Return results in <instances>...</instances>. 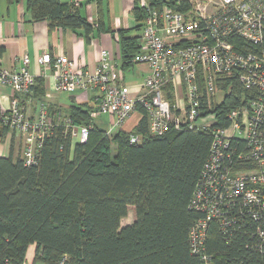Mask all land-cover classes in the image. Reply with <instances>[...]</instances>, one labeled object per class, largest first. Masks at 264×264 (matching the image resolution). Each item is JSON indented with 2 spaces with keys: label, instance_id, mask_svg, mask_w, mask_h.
<instances>
[{
  "label": "built area",
  "instance_id": "1",
  "mask_svg": "<svg viewBox=\"0 0 264 264\" xmlns=\"http://www.w3.org/2000/svg\"><path fill=\"white\" fill-rule=\"evenodd\" d=\"M186 1L189 8L180 12L139 0L140 51L133 62L148 71L134 93L106 50L94 69L79 68L64 55L52 58L45 52L37 58L41 77L53 71L55 91L94 94L86 125L75 124L60 110L50 116L45 105L32 115L30 103L21 99L29 98L36 83L29 57L22 56L17 69L0 64V130L21 141L24 167L38 164L43 144L56 127L69 134L71 146L83 144L101 116L109 119V137L141 113L152 137L169 131L207 132L209 152L191 204L206 217L189 231L191 252L202 264H212L205 242L208 224L215 221L224 234L228 227L249 224L255 250L264 254V56L258 50L264 44V0ZM231 77L240 99L218 117L216 110L232 86L221 85ZM179 92L180 100L174 101ZM141 141V136L129 135L130 144ZM67 260L64 255L58 264Z\"/></svg>",
  "mask_w": 264,
  "mask_h": 264
},
{
  "label": "trees",
  "instance_id": "2",
  "mask_svg": "<svg viewBox=\"0 0 264 264\" xmlns=\"http://www.w3.org/2000/svg\"><path fill=\"white\" fill-rule=\"evenodd\" d=\"M148 1L180 12L189 8L186 0ZM135 5L132 30L139 32L143 13ZM26 8L33 22H47L49 30L82 29L89 41L95 28L73 3L26 0ZM101 26L99 20L97 29L104 30ZM127 32L116 31L123 72L140 51L139 37ZM258 50L264 56V44ZM229 82L231 93L217 108L218 117L240 99L234 77L221 88ZM88 109L72 106L67 115L86 125ZM139 117L131 132L111 137L94 124L87 141L73 146L58 126L45 140L35 167H24L13 157L12 138L8 157L0 158V264H23L30 245L37 247L35 260L42 264H58L64 255L67 264H202L191 252L189 231L206 217L191 204L211 136L183 130L152 137L146 115ZM6 133L0 130V142ZM130 134L141 136V143L130 144ZM130 210L132 223L123 225ZM226 231L215 221L208 224L205 248L212 264H264L249 224Z\"/></svg>",
  "mask_w": 264,
  "mask_h": 264
},
{
  "label": "crops",
  "instance_id": "3",
  "mask_svg": "<svg viewBox=\"0 0 264 264\" xmlns=\"http://www.w3.org/2000/svg\"><path fill=\"white\" fill-rule=\"evenodd\" d=\"M61 2L68 4L77 2L81 15L95 26L89 41L82 29L49 30L47 22H33L26 8V0H21L18 4H8L6 0H0V64L6 69H17L21 64L22 56L29 57V70L36 77V83L29 98L26 96L21 99L25 103H30L28 108L31 107L32 115L36 114L40 105L46 106L50 116H53L57 110L67 115L70 107L81 105L90 107L94 101L92 92H75L68 94L69 102H63L61 95L65 94L55 91L53 87V71L47 72L44 77L40 76L37 63L39 56L45 52L52 58L64 55L79 68L94 69L99 62L101 51L106 50L112 54L117 65H121L120 43L116 31L127 30L128 36H136L132 30L136 26L133 9L136 2L137 7L139 6V0H61ZM99 20L102 22L101 27L115 32L114 35L103 29H97ZM137 36H140V31ZM133 67H137L141 76L146 75L148 71L145 65L133 64L131 69H134ZM123 76L125 81V73ZM39 78L41 83L38 86ZM141 84L130 86L133 93L141 88ZM5 93L9 92L3 90L2 94ZM181 95L179 92L174 101L180 100ZM139 118L138 114H133L125 122L123 129L132 131L137 126ZM13 136L15 145L17 136L6 134L4 138V142L8 143L9 147ZM20 143L18 139V150H21ZM17 156V153L16 156L13 153L14 158ZM36 249L35 245L28 247L23 264H42L35 260Z\"/></svg>",
  "mask_w": 264,
  "mask_h": 264
},
{
  "label": "rangeland",
  "instance_id": "4",
  "mask_svg": "<svg viewBox=\"0 0 264 264\" xmlns=\"http://www.w3.org/2000/svg\"><path fill=\"white\" fill-rule=\"evenodd\" d=\"M212 2L214 3L215 0H212ZM133 34L135 35H138L139 32H133ZM144 66V65H143ZM134 69H129V72L128 70H125V83L129 86L131 85H139L140 83H142L143 79H145L146 75L143 74L142 76L140 75V71H138L137 67H133ZM65 95H61V99L63 102L67 103L69 102V96L68 94L64 93ZM182 94V93H181ZM94 123L97 127H99L100 129L104 130V131H107L109 128H110V125L108 123V117L107 116H101L100 118L98 119H95L94 120ZM131 132L129 131L128 129H121L120 132ZM14 137V136H13ZM15 145H14V155L16 156V153L18 154V158L21 157V150H18V139L16 138L15 139ZM21 148V146H20ZM9 155V146H8V143H5L4 140L3 142L0 143V158H3V157H8ZM132 218H133V211L130 210V212L128 213L127 217L122 221V224L123 225H127V224H131L132 223Z\"/></svg>",
  "mask_w": 264,
  "mask_h": 264
}]
</instances>
